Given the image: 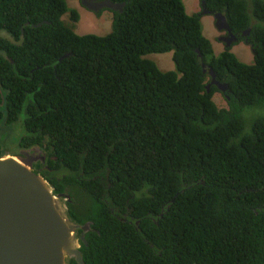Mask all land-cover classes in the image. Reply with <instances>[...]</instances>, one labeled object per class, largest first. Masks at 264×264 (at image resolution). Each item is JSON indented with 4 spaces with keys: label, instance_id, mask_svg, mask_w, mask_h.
I'll return each mask as SVG.
<instances>
[{
    "label": "trees",
    "instance_id": "trees-1",
    "mask_svg": "<svg viewBox=\"0 0 264 264\" xmlns=\"http://www.w3.org/2000/svg\"><path fill=\"white\" fill-rule=\"evenodd\" d=\"M110 1L112 32L81 36L68 0H0V127L22 121L20 150L44 149L38 171L91 224L84 264H264V118L246 121L264 106V0H201L252 65L215 56L182 0ZM170 52L176 72L143 58Z\"/></svg>",
    "mask_w": 264,
    "mask_h": 264
},
{
    "label": "water",
    "instance_id": "water-1",
    "mask_svg": "<svg viewBox=\"0 0 264 264\" xmlns=\"http://www.w3.org/2000/svg\"><path fill=\"white\" fill-rule=\"evenodd\" d=\"M80 1L95 13L105 9L122 11L125 7L124 3L115 4L110 0ZM202 5L203 14L213 15L216 27L228 33L227 37L220 38L226 47L238 43L240 39L225 14L210 12L205 9V3ZM198 54L202 58L199 51ZM203 67L206 73L207 66L203 64ZM209 74L212 80L207 86L208 92L211 86H216L225 94L228 84L218 81L213 70ZM47 159L48 155L40 147L0 158V264H68L69 259L84 264L81 242L86 243L85 234L91 224L81 226L73 220L67 205L70 196L58 194L38 171L36 165Z\"/></svg>",
    "mask_w": 264,
    "mask_h": 264
},
{
    "label": "rangeland",
    "instance_id": "rangeland-1",
    "mask_svg": "<svg viewBox=\"0 0 264 264\" xmlns=\"http://www.w3.org/2000/svg\"><path fill=\"white\" fill-rule=\"evenodd\" d=\"M187 14L193 16L194 14H203V3L201 0H182ZM69 12L65 14L62 21L65 25L72 27L78 35L94 34L98 36H106L113 30L114 12L111 9H105L98 13L92 12L82 5L80 0H68ZM72 11H76L79 16V21L72 20ZM203 24V33L208 38L214 48L215 56H219L227 48L225 43L220 40L225 36L224 31H220L216 27L215 17L213 15L203 16L201 19ZM0 36L9 37L6 32H0ZM238 59L248 65L254 64L255 54L251 46L245 43L235 44L231 50ZM156 63L158 68L163 72H176V65L173 61V52L165 54H149L143 57ZM214 102L220 109L229 107V103L224 96V93L217 92L213 97ZM246 116L247 124H252L257 118H264V106L248 108ZM249 126L246 130H249ZM248 132V131H247ZM25 135V128L22 121L14 123L13 125L5 126L4 129L0 127V141L4 143L3 148L6 154L13 155L19 153L21 150L18 147L20 139Z\"/></svg>",
    "mask_w": 264,
    "mask_h": 264
},
{
    "label": "flooded vegetation",
    "instance_id": "flooded-vegetation-1",
    "mask_svg": "<svg viewBox=\"0 0 264 264\" xmlns=\"http://www.w3.org/2000/svg\"><path fill=\"white\" fill-rule=\"evenodd\" d=\"M97 1H99V0H97ZM226 32V31H225ZM235 35H237L238 37H240L239 36V34H236V33H234ZM227 35H228V33L226 32V34H225V37H227ZM221 38H223V37H221ZM240 39V38H239ZM254 51V50H253ZM255 52V51H254Z\"/></svg>",
    "mask_w": 264,
    "mask_h": 264
},
{
    "label": "clouds",
    "instance_id": "clouds-1",
    "mask_svg": "<svg viewBox=\"0 0 264 264\" xmlns=\"http://www.w3.org/2000/svg\"><path fill=\"white\" fill-rule=\"evenodd\" d=\"M201 15H202V14H201ZM210 15H211V14H210ZM203 16H208V15L204 14V15H202V18H203ZM225 34H226V32H225ZM224 37H225V36H224ZM222 42H223V41H222ZM235 44H238V43H235ZM235 44H234V45H235ZM234 45H233V46H234ZM225 46H226V45H225ZM233 46H232V47H233ZM232 47L229 48V49H232Z\"/></svg>",
    "mask_w": 264,
    "mask_h": 264
}]
</instances>
